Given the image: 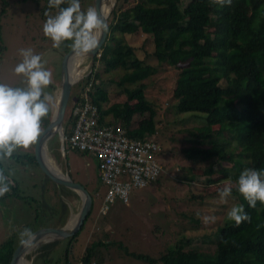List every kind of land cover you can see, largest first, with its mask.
I'll return each mask as SVG.
<instances>
[{"label": "trees", "instance_id": "trees-1", "mask_svg": "<svg viewBox=\"0 0 264 264\" xmlns=\"http://www.w3.org/2000/svg\"><path fill=\"white\" fill-rule=\"evenodd\" d=\"M46 1V11L57 14L58 9H49V0ZM186 1H119L113 12L111 31L95 63L105 74L117 70L125 72L117 83H112L124 89L127 102L109 106V90L101 86V73L96 70L87 81H98L99 84L94 83L88 95L98 108L102 123L120 124L134 138L143 139L155 134L157 114L148 103L142 83L157 74L158 68L141 60L137 49L123 40L139 33L150 36L157 63L178 71L173 90L178 114L193 113L204 119V125L183 130L190 137L186 138L189 144L184 149L186 159L204 169L208 185L223 180L237 182L244 169L264 170V0H247V9L240 0H232L231 5L224 6L213 0ZM128 2L133 5L124 9ZM67 6L68 0H65L60 7ZM70 48L66 46L65 52ZM137 84L141 85L136 89L127 88ZM135 100L137 102L131 105ZM82 102L79 99L75 105ZM130 111L149 113V122L135 131L127 120ZM51 116L50 110L42 120V129ZM69 120L75 121L73 113ZM217 127L219 131L214 130ZM70 132L66 131V134ZM32 147L34 149V145ZM12 157L18 162L23 159L24 164L29 162L38 166L33 150L32 154H13ZM185 178L190 181L189 177ZM11 191L0 197V201L12 194L15 199L20 198L17 188ZM240 205L250 219L239 226L234 221L221 227L213 255L190 247L192 240L187 238L179 240L159 258L132 253L123 245L120 249L147 264H264V204L257 201L256 207L252 208L241 194ZM92 211L93 208L87 219ZM84 225L74 237L64 241L67 246L60 261L62 264H75L71 248ZM20 242L13 233L0 247V264L9 263ZM99 243L102 242L87 246L79 264L100 262L97 259ZM59 244L39 249L44 252L45 264H61L56 260L57 254L51 252Z\"/></svg>", "mask_w": 264, "mask_h": 264}, {"label": "rangeland", "instance_id": "rangeland-1", "mask_svg": "<svg viewBox=\"0 0 264 264\" xmlns=\"http://www.w3.org/2000/svg\"><path fill=\"white\" fill-rule=\"evenodd\" d=\"M119 1L122 0L117 1L115 8L119 6ZM92 2L93 0H83L81 10L86 11L92 6ZM188 2L190 0L185 3ZM240 3L244 9L249 8L247 0H240ZM132 5L133 2H128L124 9ZM46 6V0H0V83L12 87H26V78L16 75L14 68L23 59L19 50L31 48L34 54L41 55L42 62L46 61L45 68L52 73V83L45 91L54 98L51 106L53 114L61 99L60 65L65 47H70L71 42L64 43L57 49L53 47L52 40L45 37L43 24L47 19L44 15ZM48 12L52 16L56 15L55 11ZM117 36L122 38L119 34ZM123 40L137 49L141 60L158 68L157 74L142 83L148 103L157 114L154 121L155 134L147 135L143 139H154L158 142L161 151L155 155V159L164 171L158 183L144 189L132 190L127 204L117 198L108 213L103 215L101 208L108 188L100 182L97 158L92 154H83L71 149L66 142L65 160L61 154L59 137L55 136L50 140L49 156L53 153L60 170L66 172L68 167L71 179L82 184L93 196L92 214L71 248V257L75 264H79L89 244L102 242L97 249V259L100 261L98 264H147L127 255L120 246L123 245L132 253L159 258L182 238L192 240L190 247L194 246L203 254L213 255L219 229L234 222L228 219V211L233 205H240L238 183L231 181L232 193L226 198V202H222L219 191L228 180L208 185L204 169L195 167L186 159L184 149L189 146L186 138L190 137L184 134L183 130L204 125V119L196 117L193 113L178 114L177 101L173 97L178 71L167 64L157 63L153 56L154 44L150 36L139 33L126 36ZM78 60L81 63L77 68L85 71L81 77L85 78L72 89L64 123L67 132L72 129V122L69 120L72 106L79 99L83 101L91 69L101 73L99 82H103L101 86L109 90V106L127 102L124 89L113 84L124 75L123 70L105 74L98 63H94L91 68L90 56ZM140 85L127 88L136 89ZM221 85L224 88L225 83L222 82ZM136 102L135 100L130 104L134 105ZM149 117V113L130 111L127 120L132 129L137 131L136 129L149 122ZM214 130L219 131V127ZM222 134L229 136L227 133ZM32 150L34 152L33 147L28 150L20 148L13 154L26 156L32 154ZM0 169L4 170L11 180L12 187L9 192H12V188H17V197H20L14 199L12 194L11 197L0 201V247L10 239L13 232L16 241H21V233L25 229H30L31 232L36 230L38 218H43L45 223H49L62 216H68L69 209L70 212L73 209L75 215L78 214L81 201L79 203L69 192L60 196L61 194L55 191L58 186L51 182L46 183L45 189V175L38 166L29 162L24 164L23 159L18 162L11 157L0 162ZM185 177H189L190 181H186ZM64 202L68 204L62 205ZM205 216H214L216 219L214 222H205ZM39 249L27 256L29 262L45 264L44 252ZM58 257L57 255V261ZM94 262L96 264V260Z\"/></svg>", "mask_w": 264, "mask_h": 264}, {"label": "clouds", "instance_id": "clouds-1", "mask_svg": "<svg viewBox=\"0 0 264 264\" xmlns=\"http://www.w3.org/2000/svg\"><path fill=\"white\" fill-rule=\"evenodd\" d=\"M213 2L224 6L231 5L232 0ZM64 3L65 0H49L48 8H56L58 12L55 16L48 11L44 12L47 19L43 24V33L52 40L54 48L59 49L65 42H71L74 55H87L96 49L100 35L108 30V24L97 9L89 7L82 11L80 0H68L67 7H60ZM19 51L23 59L14 68V72L26 78V87L0 83V162L10 159L17 149L28 150L38 142L42 134V120L48 116L54 99L45 91L52 83V73L45 68L46 61L42 62L41 55L34 54L31 48ZM93 72L91 69L89 75L92 76ZM237 183L239 193L250 207L255 208L257 201L264 204V170L244 169ZM10 184L9 176L0 169V197L10 191ZM231 193V180H228L219 191L221 201L226 202ZM227 217L235 221L236 226L250 219L243 205H233ZM203 219L205 222H214L216 218L205 216ZM31 235V230L25 229L21 233L22 243L26 242L25 237Z\"/></svg>", "mask_w": 264, "mask_h": 264}, {"label": "built area", "instance_id": "built-area-1", "mask_svg": "<svg viewBox=\"0 0 264 264\" xmlns=\"http://www.w3.org/2000/svg\"><path fill=\"white\" fill-rule=\"evenodd\" d=\"M94 83L99 84L89 82L82 104L73 107L75 121L65 141L71 149L97 158L100 181L108 188L101 208L106 215L117 198L127 204L132 190L158 182L164 170L155 159L161 151L156 140L134 138L120 124L101 122L100 112L88 95Z\"/></svg>", "mask_w": 264, "mask_h": 264}, {"label": "water", "instance_id": "water-1", "mask_svg": "<svg viewBox=\"0 0 264 264\" xmlns=\"http://www.w3.org/2000/svg\"><path fill=\"white\" fill-rule=\"evenodd\" d=\"M117 1L118 0H115V2L112 4L110 0H93L92 2L91 7L97 9L98 13L101 14L102 18L108 24V30L100 35L96 49L92 50L91 52V65L94 64L95 58L97 57V55H99V52L107 41L108 35L111 31V27L114 23L113 12L115 10ZM105 6H109V10L107 12H105ZM73 56V50L72 48H70L64 53L62 57L60 65L61 74L59 86V97L61 98L60 103L56 107V110L53 112L49 123L42 129V134L38 142L34 145V157L45 177L50 179L55 184L69 188L78 194L82 204L81 211L77 216L74 225L70 226L69 224L62 228L42 227L33 232L31 237H26L24 239L26 242L22 243L21 241L15 248L8 264H22L20 261L22 260V258H25V262L27 264H33V262H29L27 260V256L30 253L37 251L43 246L62 243L74 237L82 229L92 209L93 199L87 192L85 187L79 183L74 182L71 179L67 169L65 173H58L50 164V160L48 157L49 142L55 136H58L60 139L61 154L65 160L67 159L65 144L66 132L64 128L65 116L71 98L72 89L85 78L84 77L80 80H75L70 67V61Z\"/></svg>", "mask_w": 264, "mask_h": 264}, {"label": "crops", "instance_id": "crops-1", "mask_svg": "<svg viewBox=\"0 0 264 264\" xmlns=\"http://www.w3.org/2000/svg\"><path fill=\"white\" fill-rule=\"evenodd\" d=\"M49 153H50V146H49V150H48V157H49V160H50V164L54 167H56V168H58L59 170H60V168L58 167V162H57V160H56V158L53 156V153L52 154H50V156H49ZM67 169V171H68V173H69V175H70V171H69V168L67 167L66 168ZM62 170V169H61ZM60 170V172H62V173H64L63 172V170L61 171ZM51 182V183H53V184H55L54 182H52L50 179H48L47 177H45V180H44V184H45V189H46V183H48V182ZM156 184V183H155ZM55 185H57V184H55ZM82 185V184H81ZM152 185H154V184H152ZM152 185H150V186H152ZM54 186V185H53ZM58 187H56L55 188V191L57 190V192H58V194L60 195V196H62V193H64V194H67V192H69V193H71L70 194V196L71 197H75V199H77V200H79V203H80V197L78 196V194L76 193V192H74V191H72L71 189H69V188H66V187H63V186H59V185H57ZM83 186V185H82ZM86 189V188H85ZM87 190V189H86ZM87 192L91 195V193L87 190ZM91 197H92V199H93V196L91 195ZM15 199V198H14ZM65 204L67 205L68 203H66V202H64V203H62V205H64L65 206ZM93 204H94V202L92 203V208H93ZM69 206V205H68ZM70 207V206H69ZM81 207H82V204H81ZM81 207H80V210H79V212H78V214L77 215H75V213H74V211H73V209H71V212H70V209H69V213H68V216H62L61 218H58V219H56V220H54L53 222H49V223H45L44 222V220H43V218L42 219H38V227H37V229L36 230H38L39 228H42V227H50V228H62V227H64V226H66V225H69V224H72L71 223V221L74 219V218H77V216L79 215V213H80V211H81ZM43 216V215H42ZM36 230H34V231H32L31 233H33V232H35ZM14 233V232H13ZM12 233V234H13ZM11 234V235H12ZM19 241V240H18ZM22 241V240H21ZM20 242V241H19ZM66 243H64V242H62L61 244H59V245H57V246H55V248H53L52 250H51V252H54L55 254H57L59 257H61L60 259H58V262H60V261H62V255H63V253L65 252V250H66ZM61 263H63V262H61Z\"/></svg>", "mask_w": 264, "mask_h": 264}, {"label": "bare ground", "instance_id": "bare-ground-1", "mask_svg": "<svg viewBox=\"0 0 264 264\" xmlns=\"http://www.w3.org/2000/svg\"><path fill=\"white\" fill-rule=\"evenodd\" d=\"M110 1H111V4L115 2V0H110ZM105 8H106V9H105V12H107V11L109 10V6H105ZM106 16H107V15H106ZM91 52H92V51H91ZM91 52H90L89 54H87V55H83V56H76V55H74L73 58L71 59V61H70V67H71V70H72V73H73V76H74L75 80H78L79 78H81V77L85 74V71H80V70H78V68H77L78 64L81 63V61L78 60V59L81 58V57H84V56H90V55H91ZM59 103H60V102H58V104H59ZM58 104H57V105H58ZM54 169H55L58 173L60 172L58 168L54 167ZM75 222H76V218H74V219L71 221L72 224H70V226H71V225H74ZM33 258H34V257H33ZM20 261H21L22 264H27V263L25 262V258H22V260H20Z\"/></svg>", "mask_w": 264, "mask_h": 264}]
</instances>
